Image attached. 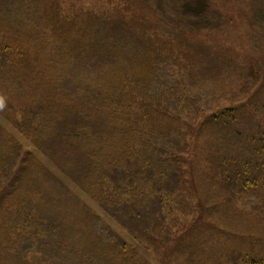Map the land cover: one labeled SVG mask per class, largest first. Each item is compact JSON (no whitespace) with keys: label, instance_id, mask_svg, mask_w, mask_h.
<instances>
[{"label":"trees","instance_id":"16d2710c","mask_svg":"<svg viewBox=\"0 0 264 264\" xmlns=\"http://www.w3.org/2000/svg\"><path fill=\"white\" fill-rule=\"evenodd\" d=\"M16 1V24L0 23V112L34 148L0 123V264H151L142 249L264 264V72L211 105L237 61L188 38L215 30L224 46L240 18L263 33L264 0H240L236 18L232 0ZM38 152L132 242L102 223L93 248L66 246L59 213L95 214Z\"/></svg>","mask_w":264,"mask_h":264},{"label":"rangeland","instance_id":"374dc122","mask_svg":"<svg viewBox=\"0 0 264 264\" xmlns=\"http://www.w3.org/2000/svg\"><path fill=\"white\" fill-rule=\"evenodd\" d=\"M48 4H55L54 0H47ZM65 1V3L62 5L65 9L66 7L72 8L74 7L75 9H82L90 5H95L99 4V0H61ZM69 1V5H66V2ZM234 4H232L233 11L231 12V15L236 17H240L241 12L239 11V8L241 7V1L240 0H232ZM14 2H17L16 0H5V2H2L0 4V23L1 26H4V21H7L9 23L16 24L15 19L11 18L8 19L9 16L12 17V4ZM19 4V2H17ZM101 3V2H100ZM243 3V2H242ZM97 4V5H98ZM22 4H20L21 7ZM55 6H57L55 4ZM17 9L13 10L16 12ZM20 10L22 12H26L27 9L26 7H21ZM254 17V16H253ZM8 19V20H7ZM241 19V18H240ZM239 19V22H237L236 26L229 25V31L227 33H224L225 37H229L230 40L228 43H226L224 46L220 45L219 38L218 37H213L216 34L215 30H212L210 34L206 32H201L200 34H190L188 37L192 43L200 47V49H203L207 52V54H211L212 52L210 51L211 49L219 54L223 50V48H226L227 51L226 53L230 56L232 55L233 59H235L237 62L235 65L238 66V71L234 67V73H233V78H230V81L223 86V87H218L217 90V100L214 101L212 100L210 102L211 105H214L215 103L217 105H230V101L225 102L224 98L228 97L233 103H238L236 97L233 96L232 93L237 94V89L239 90H245L247 91L246 87H239L240 84L244 83L248 87H252L250 92L257 90L261 86V82L258 81L259 85L253 82V79L250 80L251 76L254 78V73L259 72L258 69L261 70V74L264 72V32L262 33V29L260 30L259 25L257 24V21L255 18L253 20L249 19L244 22H242ZM255 19V21H254ZM208 34L207 37H205ZM212 37V38H211ZM210 38V39H209ZM259 79V78H258ZM225 87V88H224ZM238 95V94H237ZM208 98L205 99L204 103L207 101ZM238 99H241L244 101V96L240 97ZM236 100V101H235ZM219 102V103H218ZM215 107V106H214ZM7 111V110H6ZM10 116H12L10 119L7 120L4 115L0 112V123L8 129L10 132L9 134L11 135L12 138H16L19 140V142H22L27 149H32L33 150V145L31 143V140L23 135L22 133H19L18 130L14 127L12 124V120L14 117L17 119L20 118L19 115L13 113L11 110L7 111ZM15 115V116H14ZM247 134H250L251 132L249 130L246 131ZM42 162L50 169H52L57 175H59L67 184L68 188L75 193L80 199L81 202L85 203L88 205L90 210L92 211L93 214H95L94 218L91 217H86L87 214L80 215L79 211L77 213V217L74 219L71 217L69 214L66 213H59V216L62 217V219H69V224H67V227L69 229L70 236H68L66 240V246L70 242L76 243V250L81 252V247L85 245L87 248H93L96 245V233L95 227L94 226H102V223H106L114 228V230L121 235L125 240L128 242H132L130 235L128 232L123 230L120 226H118L113 220H111L100 208V206L92 199L90 194L87 191H84L80 188H78L75 183L68 178L66 175L63 177L60 174V170L52 164L50 159L45 157L41 152L37 153ZM96 215L98 216L97 219ZM76 223L79 224V226L76 227ZM86 227V228H85ZM136 244V243H135ZM81 246V247H80ZM142 253L147 257L150 261L151 264H196L194 262H187L183 261L181 263H175V258L172 257L170 260L160 262L157 261L156 258H154V254L151 252H146L145 250H141ZM96 257L98 255H101V252L97 250L95 251ZM102 256V255H101ZM171 257V256H170ZM98 259V258H97ZM70 264H78L77 260H73Z\"/></svg>","mask_w":264,"mask_h":264}]
</instances>
